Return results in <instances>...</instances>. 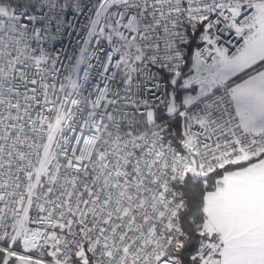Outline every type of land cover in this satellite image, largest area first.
I'll return each instance as SVG.
<instances>
[{
	"label": "snow or ice",
	"instance_id": "1",
	"mask_svg": "<svg viewBox=\"0 0 264 264\" xmlns=\"http://www.w3.org/2000/svg\"><path fill=\"white\" fill-rule=\"evenodd\" d=\"M0 264H264V0H0Z\"/></svg>",
	"mask_w": 264,
	"mask_h": 264
}]
</instances>
